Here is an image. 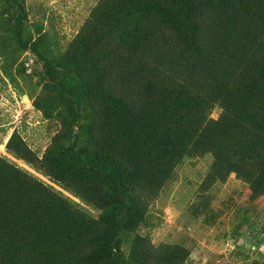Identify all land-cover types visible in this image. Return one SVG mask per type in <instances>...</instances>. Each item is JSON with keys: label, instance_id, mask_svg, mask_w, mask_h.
<instances>
[{"label": "trees", "instance_id": "trees-1", "mask_svg": "<svg viewBox=\"0 0 264 264\" xmlns=\"http://www.w3.org/2000/svg\"><path fill=\"white\" fill-rule=\"evenodd\" d=\"M4 1L26 48L25 0ZM31 48L35 106L61 128L42 157L17 131L8 151L98 215L0 156V264H183L189 249L141 228L186 155L264 195V0H99L65 50Z\"/></svg>", "mask_w": 264, "mask_h": 264}, {"label": "rangeland", "instance_id": "rangeland-1", "mask_svg": "<svg viewBox=\"0 0 264 264\" xmlns=\"http://www.w3.org/2000/svg\"><path fill=\"white\" fill-rule=\"evenodd\" d=\"M99 0H25L23 39L19 43L13 17L0 0V156H4L38 178L79 199L55 183L51 177L17 158L6 146L14 131L43 156L61 128L54 110L46 117L35 105L43 94L42 61L31 48L40 34L60 53L81 32ZM11 17V20L8 18ZM41 28V32L39 29ZM220 106L210 116L219 118ZM212 154L184 156L162 190L152 199L148 221L141 232L158 245L169 243L189 249L183 264H264V195L253 198L249 184L230 173L213 180ZM88 214L98 211L79 202Z\"/></svg>", "mask_w": 264, "mask_h": 264}]
</instances>
